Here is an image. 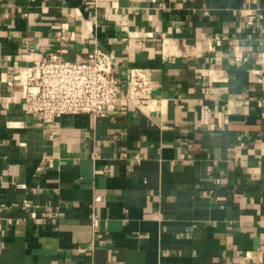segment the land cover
I'll return each instance as SVG.
<instances>
[{"label": "crops", "instance_id": "1", "mask_svg": "<svg viewBox=\"0 0 264 264\" xmlns=\"http://www.w3.org/2000/svg\"><path fill=\"white\" fill-rule=\"evenodd\" d=\"M95 46L122 82L101 115L8 84ZM0 264H264V0H0Z\"/></svg>", "mask_w": 264, "mask_h": 264}, {"label": "built area", "instance_id": "2", "mask_svg": "<svg viewBox=\"0 0 264 264\" xmlns=\"http://www.w3.org/2000/svg\"><path fill=\"white\" fill-rule=\"evenodd\" d=\"M68 38L65 27L55 32V39ZM135 95L149 99L152 95L150 73L145 68H134L127 75ZM18 83L23 88L24 108L28 113L44 116L47 120L68 113L103 114L122 92L115 61L110 52L95 46L88 60H69L60 50L48 53L31 64L17 65L9 85ZM95 200L101 196L96 195ZM93 232L98 230V217L91 212Z\"/></svg>", "mask_w": 264, "mask_h": 264}]
</instances>
